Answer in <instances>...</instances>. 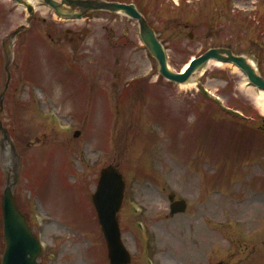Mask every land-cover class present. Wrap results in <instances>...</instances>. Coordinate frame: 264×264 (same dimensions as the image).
I'll return each instance as SVG.
<instances>
[{
    "label": "rangeland",
    "instance_id": "374dc122",
    "mask_svg": "<svg viewBox=\"0 0 264 264\" xmlns=\"http://www.w3.org/2000/svg\"><path fill=\"white\" fill-rule=\"evenodd\" d=\"M108 1L137 7L175 71L224 48L264 76V0ZM32 6L28 21L24 5L0 0V198L8 182L39 264H109L91 204L107 166L125 182L117 221L130 264H264V113L241 78L208 68L185 90L158 75L135 20ZM169 193L184 213L169 216ZM3 249L0 209V260Z\"/></svg>",
    "mask_w": 264,
    "mask_h": 264
},
{
    "label": "water",
    "instance_id": "95a60500",
    "mask_svg": "<svg viewBox=\"0 0 264 264\" xmlns=\"http://www.w3.org/2000/svg\"><path fill=\"white\" fill-rule=\"evenodd\" d=\"M16 3L26 5L28 14L32 16L33 8L28 1L39 0H13ZM58 15L63 17L81 18L91 11H106L117 15H124L136 20L139 25V35L143 44L159 64V73L167 80L181 84L185 83L196 73L201 71L213 59L219 62L232 63L245 75L251 86L264 90V78L257 68L251 66L245 56L234 55L230 50L223 48L210 49L199 58L193 60L183 74L171 71L167 66L166 55L161 43L157 40L154 30L146 20L137 12L133 5L104 0H40ZM7 70V67H6ZM9 78V74H7ZM8 83V82H7ZM7 86V84H6ZM3 95L0 98V113L2 109ZM0 130L4 138L6 130L0 122ZM124 184L121 176L112 167L103 169L100 173L99 183L93 195V204L97 211L98 221L107 243L110 264H129L130 256L123 247L116 221ZM172 200V197H170ZM1 214L3 221L4 252L0 264H38L40 247L37 240L29 230L25 217L16 207L11 186L7 185L1 197ZM183 202L171 205L172 216L183 212Z\"/></svg>",
    "mask_w": 264,
    "mask_h": 264
},
{
    "label": "bare ground",
    "instance_id": "6f19581e",
    "mask_svg": "<svg viewBox=\"0 0 264 264\" xmlns=\"http://www.w3.org/2000/svg\"><path fill=\"white\" fill-rule=\"evenodd\" d=\"M35 1H28V4H33ZM41 15H45L46 12L44 9H41ZM75 22H81L82 19H74ZM248 62L251 66L255 67V65L253 64V62L248 59ZM187 63H185L183 65V67L181 68L182 71H184L187 68ZM228 68L230 69L233 73H236L240 78H241V86L243 85H247L245 88H242L243 94L250 99L253 104L256 106V108H258L260 110L261 113H264V90L261 89H256L253 86H250L247 83V79L245 77V75L239 70V68H237L235 65H233L232 63H224V62H219V61H215V60H210L208 62V64L204 67V71L207 70L208 68ZM202 70V71H203ZM201 71V72H202ZM201 72L196 73L194 75V77L187 83L185 84H181L179 85L180 87H183L185 90H189L190 88H192L195 85V77L199 74H201ZM156 78V77H154ZM89 144V143H88ZM261 206H262V200H261ZM214 207H216V205L214 203H210V209L211 211H214ZM195 234L197 236H201L202 238H204L205 234L203 232L202 229H200L199 227L196 228Z\"/></svg>",
    "mask_w": 264,
    "mask_h": 264
}]
</instances>
